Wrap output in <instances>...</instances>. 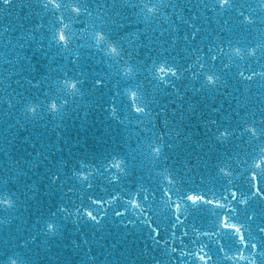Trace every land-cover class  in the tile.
<instances>
[{"label":"water","instance_id":"water-1","mask_svg":"<svg viewBox=\"0 0 264 264\" xmlns=\"http://www.w3.org/2000/svg\"><path fill=\"white\" fill-rule=\"evenodd\" d=\"M143 2L84 0L92 15L81 16L80 23L74 25L78 30L86 25L104 24L117 41L127 34L124 47L134 53L132 63L140 80L146 75L144 69L153 62L151 58L156 61L166 58L180 68L195 62L194 49L201 40L205 46L214 39L217 43L231 39L241 47L264 42V12L256 11V0H239L257 18L255 24L243 27L231 19L234 11L221 17L205 8L204 4L211 0H153L158 2L159 12L145 22L140 7ZM40 3L41 0H14L11 8L0 10V196L7 195L13 201L11 207L0 208V264H7L9 258H15L17 264H154V260L160 264H178V253L166 254L171 247L179 248L180 241L173 242L167 230L169 219L161 200L162 178L158 173L165 167L176 172L177 184L170 193L173 200L186 191L206 194L210 199L226 194L225 189L231 186L216 176L214 166L226 162L235 176L246 170L245 161L250 163L255 151L235 139L221 144L213 139L212 133L218 125L236 127L238 122L251 119V113L261 115L264 77L241 82L236 72L241 65L245 70L251 65L259 71L264 58L255 62L247 58L236 61L226 71H221L218 62L214 70L221 80L216 87L204 86L202 76L192 78L199 71L197 67L184 72L181 79L172 80L171 87L147 84L144 96L147 113L137 117L129 112L123 94V89L136 81L122 79L117 65L95 48L72 47L61 54L50 46L55 17ZM177 15L189 20L196 17L194 22L201 32L195 41H183L186 26ZM37 24L43 25L38 31L34 27ZM173 27L179 31L173 33ZM5 28L8 30L4 31ZM29 29L33 31L29 33ZM128 40L133 43L129 45ZM77 43L91 41L85 34V39ZM137 51L139 54L135 55ZM76 52L80 58L73 65ZM65 71L71 78L84 79L80 94L69 96L60 89L59 78ZM97 78L105 79L103 88H93L92 81ZM33 82H39V87H33ZM117 92L120 95H115ZM51 100L58 105L67 100V104L59 112L49 114L47 105ZM27 103L39 105L35 118L23 111ZM110 103L118 109L119 119L110 117L105 110ZM213 120L217 125L210 123ZM162 121L167 122L166 128ZM165 132L163 142L172 148L165 147L160 160L153 161L145 146L151 141L159 142L158 138ZM238 143L240 148L236 147ZM113 155L128 162V174L118 183H110L108 173L97 174L93 177L96 187L89 191L72 178V169L78 161H91L103 172L102 165ZM53 175H59L60 180L53 183ZM234 182L241 185V191H248L241 180ZM141 186L155 193V199L149 196L145 202L143 195L137 199L145 208L151 207L147 215L153 226L159 225V244L151 239L147 225L141 223L144 217L140 210L125 204L129 194L136 193ZM114 193H119L122 199L111 206L104 205L107 215L99 224L87 220L78 211L82 206H90L89 196L107 200ZM60 206L66 211L61 212ZM125 207H129L125 216H113L114 208ZM211 208L205 206L186 222L189 237L184 239V244L188 248L199 247V242H190L195 239L192 224L209 231L215 229L217 217L212 215ZM252 210L259 217L264 200H253L249 209H240L230 222L243 224L246 237L259 239L261 234L255 231V222L246 220V214ZM216 211L223 214V210ZM129 220L134 224H127ZM48 223L55 225L53 231L47 229ZM216 239L221 240L229 255L234 254L233 238L224 230L220 236L213 237V241ZM201 240L208 243L207 238ZM209 246L216 253L212 264H232L216 252L214 243Z\"/></svg>","mask_w":264,"mask_h":264},{"label":"snow or ice","instance_id":"snow-or-ice-1","mask_svg":"<svg viewBox=\"0 0 264 264\" xmlns=\"http://www.w3.org/2000/svg\"><path fill=\"white\" fill-rule=\"evenodd\" d=\"M14 0H0V10H8L13 6ZM26 6V5H23ZM40 6L45 11H50L54 14V24L50 32L49 43L50 46L56 47L60 50V53L71 51L72 47L80 48H95L98 51H102L106 57H109L116 65L117 71L120 77L124 80H135L134 84L127 85L123 89V94L127 100V106L129 112L137 117L143 116L147 113V103L144 102V96L147 92V84L156 85L162 84L164 87H171L172 80H179L182 78L184 72H191L192 68L197 67L199 71L193 73L192 78L198 79L203 77V85L207 87H216L221 80L220 74L214 69L217 63L220 64L221 71L234 66L236 61L243 62L246 58L253 62L264 58V42L252 44L249 43L246 47H241L239 43H233L231 39L227 41L216 42L214 39L206 46L203 44V40L199 46L194 49L196 60L193 63L183 66V68L177 67L165 58L163 60L156 61L151 58L153 62L149 63L144 69L146 75L142 80L137 79L138 70L132 63L135 58L132 50L124 47V41L127 38V34L121 35L119 40H113L109 31L106 30V25H86L83 28L76 29L74 25L80 23V17L84 15L91 16L92 12L89 7L84 3V0H57L53 5L52 3L45 4L42 2ZM114 6V5H113ZM205 8L213 12L216 15L223 17L225 13L235 12V16L231 19L235 20L240 26H250L257 22V18L249 14L244 5L239 3V0H211V3H205ZM256 11L264 12V0H256ZM141 10L144 13L145 22L149 17L155 16L159 12L158 2L153 0H144L141 4ZM97 19H100L98 16ZM177 19L186 26L183 41H195L201 29L195 24L196 17L193 16L191 20L185 19L177 15ZM224 24H229V19H224ZM38 31L43 25L37 24L34 26ZM123 27V25H120ZM89 29H91L89 31ZM8 29L5 28L4 31ZM226 29H221L225 31ZM33 29H29L31 33ZM173 33L179 31L178 28L173 27L171 29ZM87 34V39L91 41L90 44H78L77 41H83ZM30 38V36H29ZM129 45L133 43L132 40H128ZM173 46L176 44V39L173 38ZM139 47V46H138ZM206 47V51H205ZM167 51V49H165ZM138 51L135 55H138ZM80 58V53L76 52L71 63L75 65ZM174 59V58H173ZM139 63H143L139 61ZM208 69V70H205ZM55 71V69H53ZM77 76H81V73L77 72ZM236 77L241 82H251L257 77H264V66L261 70H253L251 65L247 70L241 65L238 67ZM171 78V79H169ZM155 82V83H154ZM85 83L84 79L71 78L68 72L65 71L59 78L60 89L64 91L66 95L74 96L80 94V86ZM105 79L97 78L92 81L94 89L103 88L105 86ZM33 87H39V82H33ZM223 87H227L224 83ZM247 91V89H245ZM115 95H120L119 92ZM67 104V100L58 105L54 100L49 101L47 108L49 114H55ZM39 105L36 103H27L23 111L32 118H35ZM105 110L109 112L110 117L119 119L117 116L118 109L114 103L106 105ZM261 115L257 117L256 113H251V119H245L237 123L236 127L229 126H217L216 130L212 133L213 139L217 142L230 143L233 139L236 141H242L244 144L250 146L255 151V155H252L251 162L245 161L247 168L244 172L236 173L234 176V170L226 162H218L214 167L216 170V176L221 179L227 180V184L231 187L226 188V194L222 195L219 199H210L206 194L193 193L192 191H186L178 197L177 200H173L171 196L172 187L177 184V174L175 171L165 167L158 175L162 178L159 185L162 196L161 200L166 205L167 216L169 219L168 232H170V238L173 242L180 241V247H171L166 254L171 256L173 253H178L176 259L178 264H212L213 256L216 253L212 252L210 243H214L216 246V252L223 254L225 260L231 261L232 264H264V210L257 215L255 210L249 211L246 214V220L248 222H255V231L260 233L261 236L257 239L254 236L246 237L243 224L230 222L237 216L240 209H249L251 203L255 199L264 200V108L259 109ZM248 115V114H246ZM125 119H128L126 116ZM213 125H217V121L210 122ZM164 127H167V122L162 121ZM155 127V125H153ZM167 133H161L158 138L159 142L151 141L145 147L148 154L153 158V161L160 160L165 147L172 148L171 144L165 145L163 142V136ZM240 148V144L236 145ZM251 155L250 153H246ZM165 160L167 156L163 157ZM128 162L124 157L113 155L110 159H106L102 165L103 172L96 167L91 161L85 162L80 160L77 162V167L72 169V178L77 184L83 185L86 190H92L96 187L93 183V177L97 174L104 175L108 173L107 179L110 183H118L122 176L128 174L127 168ZM95 169V171H93ZM115 170V171H113ZM239 179L242 184L247 185L248 191L245 193L241 191V185L236 184L234 181ZM53 183L60 180L59 175H53L51 177ZM72 191L71 188L68 189ZM103 190V189H102ZM177 192L180 189H176ZM239 193V195H238ZM143 195V200L146 202L149 200V196L155 199V193L149 192L147 188L139 187L136 193H130V199L125 203L130 205L131 209L140 210L141 215L144 217L141 221L142 224H146L151 232V239L157 244L159 240L157 237L160 235L159 225L153 226L151 217L147 215L151 211V207H144L141 201H138L137 197ZM83 199V197H81ZM88 202L90 206L78 209L82 211V215L92 223L99 224L101 220L107 215V210L104 205L109 206L115 204L116 201L121 200L122 197L119 193H114L109 199L96 198L89 196ZM222 201H226L224 203ZM13 201L7 195L0 196V208L11 207ZM205 206H212V215L217 217V224L212 231L201 229L195 224L191 225V230L195 234V239L191 240L192 244L199 242V247L196 250L188 248V245L184 244V239L189 237V231L186 228V222L189 217L194 213H199L204 210ZM61 212L66 211L63 206L59 209ZM99 210V215L97 211ZM129 207L122 209H113L114 217H123L127 214ZM216 210H223V214H218ZM55 215V213H53ZM127 224H134V221L129 220ZM49 231H53L55 225L48 223L46 225ZM221 230H224L225 234L233 238L235 247L233 248L232 255H229L225 251V247L220 239L213 241V237L221 235ZM201 237L207 238L208 243L201 240ZM167 245V241H165ZM191 257V260L188 258ZM7 264H17L15 258H9ZM154 264H160V261L154 260Z\"/></svg>","mask_w":264,"mask_h":264},{"label":"clouds","instance_id":"clouds-1","mask_svg":"<svg viewBox=\"0 0 264 264\" xmlns=\"http://www.w3.org/2000/svg\"><path fill=\"white\" fill-rule=\"evenodd\" d=\"M42 2L45 4L52 3L54 5L57 2V0H42Z\"/></svg>","mask_w":264,"mask_h":264}]
</instances>
